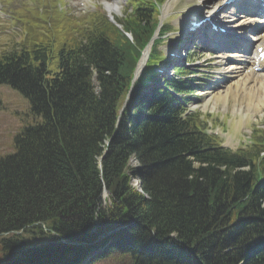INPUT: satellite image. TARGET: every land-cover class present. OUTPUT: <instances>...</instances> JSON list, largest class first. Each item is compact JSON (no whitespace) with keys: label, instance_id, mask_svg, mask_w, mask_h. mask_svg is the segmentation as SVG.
Instances as JSON below:
<instances>
[{"label":"trees","instance_id":"1","mask_svg":"<svg viewBox=\"0 0 264 264\" xmlns=\"http://www.w3.org/2000/svg\"><path fill=\"white\" fill-rule=\"evenodd\" d=\"M144 1L120 21L131 41L93 15L77 39L70 19L1 52L0 84L27 99L32 122L0 158V264H264L262 132L222 148L185 114L186 82L138 98L150 66L121 111L157 25ZM125 224L82 261L76 244Z\"/></svg>","mask_w":264,"mask_h":264},{"label":"rangeland","instance_id":"2","mask_svg":"<svg viewBox=\"0 0 264 264\" xmlns=\"http://www.w3.org/2000/svg\"><path fill=\"white\" fill-rule=\"evenodd\" d=\"M19 0H14V2ZM86 12L78 13L81 8L77 0H67L65 18L55 17L54 12L51 13L48 7L43 9L42 14L33 18L31 21H17L15 25L6 29L5 23L0 21V53L9 51L10 48L22 42L23 47L27 46V39L19 37L14 31L13 27L24 26L26 29L41 30L46 24H55L56 22L67 18H74L78 21L77 27L82 28L87 24V19L83 17L84 13L91 12L93 6L97 7V11L106 12V4H112L114 0H85ZM128 0H118L117 10L114 16H120L129 7ZM208 2V1H207ZM203 0H174L166 11L161 14L163 24L170 27L169 34L160 45L163 51L166 48L176 46L180 37L181 17H186L188 14H197L196 16H203L206 8L201 6ZM37 6V3L31 4ZM206 5V4H205ZM27 6V5H25ZM55 6V5H54ZM208 7V6H207ZM37 8V7H36ZM76 13V14H75ZM107 14V12H106ZM28 17L32 16H27ZM235 21L233 24H241L242 20L236 18V13L232 15ZM237 20V21H236ZM240 20V21H239ZM182 21V22H181ZM244 23V22H242ZM49 27V26H48ZM5 28V29H4ZM14 45V46H13ZM18 48V47H16ZM199 58L193 61L194 56L191 57L190 62L186 65L190 69L197 71L194 78H198L194 82V86H198L196 93L192 95L193 103L188 106V110L199 111L204 116L203 122L206 124L208 133H218L217 138L220 139L222 147L229 148L235 151L237 148L247 144L248 140L252 138L253 129H261L264 133V103L260 102L261 97L258 98L251 107L250 111L243 109L244 106L243 90L235 92L232 87L235 86L237 72L234 63L230 62L227 52H218L214 55L208 53L205 48L198 52ZM221 54V57H217ZM186 62V61H185ZM229 94L224 97L222 96ZM235 98V99H234ZM240 112V113H239ZM242 113V114H241ZM30 122L29 104L26 98L20 95L17 91L11 89L7 85H0V158L13 153V139L24 127ZM132 164H134L132 162Z\"/></svg>","mask_w":264,"mask_h":264},{"label":"bare ground","instance_id":"3","mask_svg":"<svg viewBox=\"0 0 264 264\" xmlns=\"http://www.w3.org/2000/svg\"><path fill=\"white\" fill-rule=\"evenodd\" d=\"M114 1L115 2L112 4H106V7H105L106 11H108L107 12L108 15H110L111 17L116 12L117 10L116 7L118 6V2H117L118 0H114ZM221 1L222 0H203L204 6L205 4L213 5L212 10L207 15H210L213 12V10L220 4ZM189 17L190 16L181 17L180 20L184 21L188 18L187 22H189L190 21ZM244 20L248 21L250 29L256 27L255 26L256 24L254 23L253 18L244 19ZM256 30H259V27L256 28ZM263 30L261 31L260 34L255 35L256 44L254 46L253 52L251 53V55L249 56L247 60L240 57L241 56L240 54H231L233 57L232 59L235 63L234 65H236L234 67L237 69L236 70L237 78H236L235 86L232 87V90L235 92H241L243 90V93H245V95L243 96L242 102L244 103V106H242V108L246 109L247 111H250L251 107L253 108L254 103L260 97H261V100L259 101L260 102L263 101L264 103V66H262L258 58H256V54H257L256 50L258 48H261L264 50V31ZM227 44H229V42ZM139 67H141V64L139 65ZM235 68L232 67L231 69H235ZM254 68H257L260 71L254 72L253 71ZM225 94L226 95L222 96L221 98L222 100H224V97H226L229 94V92H226Z\"/></svg>","mask_w":264,"mask_h":264},{"label":"water","instance_id":"4","mask_svg":"<svg viewBox=\"0 0 264 264\" xmlns=\"http://www.w3.org/2000/svg\"><path fill=\"white\" fill-rule=\"evenodd\" d=\"M99 167H100V164H99ZM103 237H104V235L98 237V238L96 239V241H94V242H92V243L90 244V246H91L92 244L97 243V242H98L100 239H102Z\"/></svg>","mask_w":264,"mask_h":264}]
</instances>
